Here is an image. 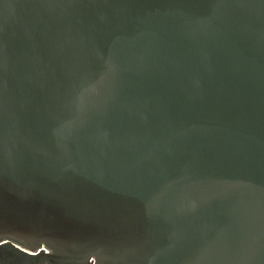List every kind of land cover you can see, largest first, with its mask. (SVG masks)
Instances as JSON below:
<instances>
[{
  "label": "water",
  "instance_id": "water-1",
  "mask_svg": "<svg viewBox=\"0 0 264 264\" xmlns=\"http://www.w3.org/2000/svg\"><path fill=\"white\" fill-rule=\"evenodd\" d=\"M4 237L264 264V0H0Z\"/></svg>",
  "mask_w": 264,
  "mask_h": 264
},
{
  "label": "flooded vegetation",
  "instance_id": "flooded-vegetation-1",
  "mask_svg": "<svg viewBox=\"0 0 264 264\" xmlns=\"http://www.w3.org/2000/svg\"><path fill=\"white\" fill-rule=\"evenodd\" d=\"M44 242L25 246L11 238L0 239V264H60ZM86 264H98L91 259Z\"/></svg>",
  "mask_w": 264,
  "mask_h": 264
}]
</instances>
